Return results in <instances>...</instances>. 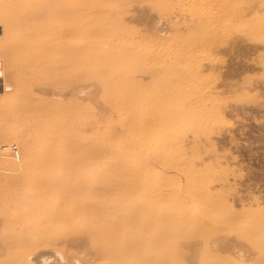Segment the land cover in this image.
<instances>
[{
    "label": "rangeland",
    "instance_id": "374dc122",
    "mask_svg": "<svg viewBox=\"0 0 264 264\" xmlns=\"http://www.w3.org/2000/svg\"><path fill=\"white\" fill-rule=\"evenodd\" d=\"M34 255L264 264V0H0V264Z\"/></svg>",
    "mask_w": 264,
    "mask_h": 264
},
{
    "label": "bare ground",
    "instance_id": "6f19581e",
    "mask_svg": "<svg viewBox=\"0 0 264 264\" xmlns=\"http://www.w3.org/2000/svg\"><path fill=\"white\" fill-rule=\"evenodd\" d=\"M46 252V251H45ZM40 253V252H39ZM38 254V253H37ZM43 254V253H42ZM45 254V253H44ZM43 254V255H44ZM40 256H42V255H40ZM40 256H37V255H34L32 258H31V261H30V263L29 264H45L46 262V260L45 261H43L42 259L40 260ZM56 257V256H55ZM57 258V257H56ZM55 260V259H54ZM61 261V260H60ZM57 263H58V261H57Z\"/></svg>",
    "mask_w": 264,
    "mask_h": 264
},
{
    "label": "water",
    "instance_id": "95a60500",
    "mask_svg": "<svg viewBox=\"0 0 264 264\" xmlns=\"http://www.w3.org/2000/svg\"><path fill=\"white\" fill-rule=\"evenodd\" d=\"M4 155H10L9 151L4 152Z\"/></svg>",
    "mask_w": 264,
    "mask_h": 264
},
{
    "label": "built area",
    "instance_id": "2783aa9c",
    "mask_svg": "<svg viewBox=\"0 0 264 264\" xmlns=\"http://www.w3.org/2000/svg\"><path fill=\"white\" fill-rule=\"evenodd\" d=\"M14 152H17V149H14Z\"/></svg>",
    "mask_w": 264,
    "mask_h": 264
}]
</instances>
